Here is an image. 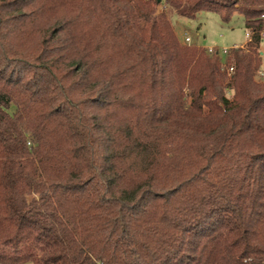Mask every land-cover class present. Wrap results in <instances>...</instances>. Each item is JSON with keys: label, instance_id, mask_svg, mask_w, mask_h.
<instances>
[{"label": "trees", "instance_id": "trees-1", "mask_svg": "<svg viewBox=\"0 0 264 264\" xmlns=\"http://www.w3.org/2000/svg\"><path fill=\"white\" fill-rule=\"evenodd\" d=\"M166 6L250 38L222 64ZM262 33L264 0H0V264H264Z\"/></svg>", "mask_w": 264, "mask_h": 264}, {"label": "rangeland", "instance_id": "rangeland-1", "mask_svg": "<svg viewBox=\"0 0 264 264\" xmlns=\"http://www.w3.org/2000/svg\"><path fill=\"white\" fill-rule=\"evenodd\" d=\"M168 18L174 28L177 38L184 42V36L188 35L191 40L186 44H194L197 46L209 47L213 46L217 49L244 48L247 37L244 26L243 16L235 11L231 14L228 21L221 19L220 14L215 11L201 10L195 14L194 18L179 16L175 10L169 6L164 8ZM185 43V42H184ZM261 53V69L257 72V77L264 79L259 72L264 74V37L260 42ZM225 56H222L221 63H225ZM230 73V72H229ZM13 106L10 107L12 111Z\"/></svg>", "mask_w": 264, "mask_h": 264}, {"label": "built area", "instance_id": "built-area-1", "mask_svg": "<svg viewBox=\"0 0 264 264\" xmlns=\"http://www.w3.org/2000/svg\"><path fill=\"white\" fill-rule=\"evenodd\" d=\"M246 37L247 40L250 38V33L246 32ZM262 37H264V33H262ZM191 40V38L188 35L184 36V42L185 43H189ZM232 47H237V46H232ZM205 50L207 53L209 54H216L220 59H222V56H226L228 48H221V49H217L213 46H209V47H205ZM232 71V67L228 68V72ZM259 74H261L262 76L264 75L262 72H259Z\"/></svg>", "mask_w": 264, "mask_h": 264}, {"label": "crops", "instance_id": "crops-1", "mask_svg": "<svg viewBox=\"0 0 264 264\" xmlns=\"http://www.w3.org/2000/svg\"><path fill=\"white\" fill-rule=\"evenodd\" d=\"M233 46H236V45H233Z\"/></svg>", "mask_w": 264, "mask_h": 264}]
</instances>
